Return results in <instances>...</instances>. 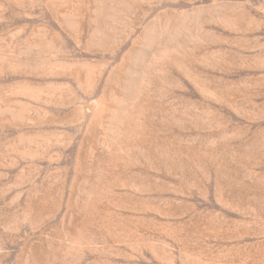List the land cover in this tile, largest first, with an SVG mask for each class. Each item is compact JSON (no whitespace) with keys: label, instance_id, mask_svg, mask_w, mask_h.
Instances as JSON below:
<instances>
[{"label":"rangeland","instance_id":"374dc122","mask_svg":"<svg viewBox=\"0 0 264 264\" xmlns=\"http://www.w3.org/2000/svg\"><path fill=\"white\" fill-rule=\"evenodd\" d=\"M0 264H264V0H0Z\"/></svg>","mask_w":264,"mask_h":264}]
</instances>
